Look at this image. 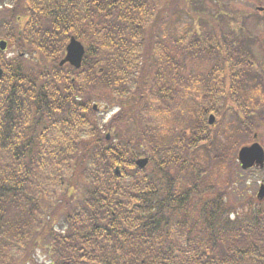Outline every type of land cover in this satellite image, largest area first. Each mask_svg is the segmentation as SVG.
<instances>
[{
  "label": "trees",
  "instance_id": "obj_1",
  "mask_svg": "<svg viewBox=\"0 0 264 264\" xmlns=\"http://www.w3.org/2000/svg\"><path fill=\"white\" fill-rule=\"evenodd\" d=\"M231 1L0 0V264H264V204L235 177L264 35ZM71 36L79 70L58 65Z\"/></svg>",
  "mask_w": 264,
  "mask_h": 264
},
{
  "label": "rangeland",
  "instance_id": "obj_2",
  "mask_svg": "<svg viewBox=\"0 0 264 264\" xmlns=\"http://www.w3.org/2000/svg\"><path fill=\"white\" fill-rule=\"evenodd\" d=\"M254 2V3H253ZM264 7V0H233L229 3H227V7L233 11L231 12V15L228 13L225 16V20H229L228 16H231V19H236L237 14H239V18L247 19L248 16L242 15V14H249V11H252L255 7ZM220 8L217 7H206V13L209 14H215L217 10ZM222 11H224L223 8H221ZM235 14V15H234ZM264 14V13H262ZM217 17H220V15L215 14ZM258 17H261V20L258 19V23H256V20L254 17L248 19V21L245 23L243 30L245 33H248L251 37L254 38H261L264 35V20H263V15L259 14ZM238 18V19H239ZM178 20H180L179 25L183 24L185 22V18L182 15H179V17L173 15L172 18L170 19L172 26H177L174 25ZM166 24V22H164ZM167 25V24H166ZM239 31L236 29L235 33H238ZM94 104V103H93ZM97 107L99 108V111H104L105 107L104 104L102 103H97L95 102ZM230 119L228 117H225V119L222 122V127H226L229 123ZM261 136V137H260ZM259 142L261 145L264 147V127L260 129L259 132ZM224 175L219 176V178H223ZM216 179V177H213ZM260 182H264V169L262 171H248L245 174L242 175L241 179L239 180L237 188H239V191L237 193L238 198H246L248 194L255 195L256 191L258 189V186ZM243 188V192H241V189ZM255 198V197H253ZM40 260H43V257L40 255Z\"/></svg>",
  "mask_w": 264,
  "mask_h": 264
},
{
  "label": "water",
  "instance_id": "obj_3",
  "mask_svg": "<svg viewBox=\"0 0 264 264\" xmlns=\"http://www.w3.org/2000/svg\"><path fill=\"white\" fill-rule=\"evenodd\" d=\"M1 48H4V44H0ZM67 55L64 59V62L70 63L74 67H79L81 58L83 56V48L82 46L77 43L74 39L70 40L69 45L66 48ZM1 74V71H0ZM213 122V118L210 117L209 123ZM238 160L242 164L243 168H248L252 166L254 162L258 164H262L263 161V152L261 148L254 144L250 147H244L238 152ZM147 163V160H138L136 162V165L140 168L144 167V165ZM264 196V188L261 187L259 198H262Z\"/></svg>",
  "mask_w": 264,
  "mask_h": 264
}]
</instances>
